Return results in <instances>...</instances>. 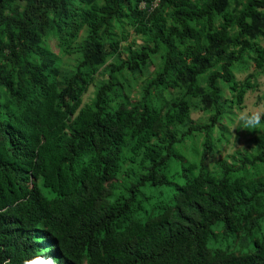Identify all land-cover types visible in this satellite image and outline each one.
I'll return each instance as SVG.
<instances>
[{"label": "trees", "instance_id": "trees-1", "mask_svg": "<svg viewBox=\"0 0 264 264\" xmlns=\"http://www.w3.org/2000/svg\"><path fill=\"white\" fill-rule=\"evenodd\" d=\"M263 40L264 0H0V264H264V130L207 166Z\"/></svg>", "mask_w": 264, "mask_h": 264}, {"label": "rangeland", "instance_id": "rangeland-1", "mask_svg": "<svg viewBox=\"0 0 264 264\" xmlns=\"http://www.w3.org/2000/svg\"><path fill=\"white\" fill-rule=\"evenodd\" d=\"M137 41L138 43H141L142 40L139 36L131 35L129 40L127 42H124V44L132 43L133 41ZM264 44V40L262 42ZM50 45L53 49V51L59 55V57L62 60V65L64 66H70L75 62V55H68L63 54L60 50V48L57 45L56 39L50 40ZM236 77L239 80H243L249 73H256L257 75V82L259 84V87L257 90H250L246 97L244 104L241 108L235 106L231 108H227L225 118L223 119V124L227 127V131H225V135L220 134L219 129H216L214 131V147H215V155L207 160V166L210 169H215L217 166V163L222 159H228V161H232V156L237 152L241 151L244 152L246 150H251L252 142L251 138L253 136L252 132L248 130H244L242 128V124L235 119V116L237 113L241 112L242 110L246 108L251 107H257L264 105V72L257 71L255 63L250 61L248 63V67L246 69H237L235 70ZM100 79V77H98ZM139 82H136V79H131V84L133 86H137L139 88ZM223 90L225 92L226 97H230V91L228 88L223 85ZM96 91V87L91 86L89 91L84 95V103L90 102V100L93 98L94 93ZM136 94V91H134L133 95ZM194 103H197L196 99H193ZM212 115V112H205L198 108H193V111L191 113L190 123L196 124V125H203L210 122V116ZM204 136H198L196 139V146L201 149L202 148V142L204 140ZM220 138V139H219ZM219 139V140H218ZM193 141L190 139L186 140V146H187V152L189 153V148L193 146ZM193 155V154H192ZM190 155V158H193V156ZM146 194L150 195L152 198L146 202L145 207L146 209L150 210L155 203H158L161 199H163V196L161 194L162 191H165L164 187H146L144 189ZM216 232L218 235H221L220 238H218V241L216 242V246H227L228 244L232 243V237L224 238L223 236V230L222 228L216 227ZM264 233V232H263ZM262 234H260V237ZM215 243V242H214ZM239 251H246L248 248H242L237 242L235 244V247Z\"/></svg>", "mask_w": 264, "mask_h": 264}, {"label": "clouds", "instance_id": "clouds-1", "mask_svg": "<svg viewBox=\"0 0 264 264\" xmlns=\"http://www.w3.org/2000/svg\"><path fill=\"white\" fill-rule=\"evenodd\" d=\"M235 119L248 131L264 130V105L246 108L237 113ZM50 249H41L24 259L23 264H61L59 258L49 255Z\"/></svg>", "mask_w": 264, "mask_h": 264}]
</instances>
